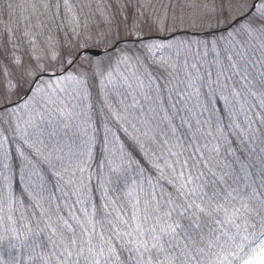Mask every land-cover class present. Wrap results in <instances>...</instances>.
Returning a JSON list of instances; mask_svg holds the SVG:
<instances>
[{
	"label": "snow or ice",
	"instance_id": "1",
	"mask_svg": "<svg viewBox=\"0 0 264 264\" xmlns=\"http://www.w3.org/2000/svg\"><path fill=\"white\" fill-rule=\"evenodd\" d=\"M0 264H264V0H0Z\"/></svg>",
	"mask_w": 264,
	"mask_h": 264
}]
</instances>
